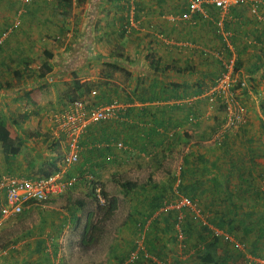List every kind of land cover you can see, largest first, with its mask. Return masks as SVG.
Returning <instances> with one entry per match:
<instances>
[{
    "label": "crops",
    "instance_id": "obj_1",
    "mask_svg": "<svg viewBox=\"0 0 264 264\" xmlns=\"http://www.w3.org/2000/svg\"><path fill=\"white\" fill-rule=\"evenodd\" d=\"M189 2L72 0L68 8L62 0H0V37L11 29L0 44V83H12L0 88V118L18 137L8 150L0 142V178L64 168L67 135L56 114L77 98L76 81L91 85L84 94L89 107L116 98L124 105L118 118L85 128L80 160L67 168V176H83L74 187L0 217V264H126L139 235L155 264H202L203 228L210 241L218 239L211 249L216 261L240 264L242 236L253 254L254 238L264 230V0L226 11L205 2L183 19ZM46 52L53 53V70L40 79ZM232 57L233 94L245 122L224 130L226 106L206 93ZM94 186L116 197L118 208L98 242L83 250L88 216L97 213ZM185 196L200 214L164 208ZM5 204L0 189V215Z\"/></svg>",
    "mask_w": 264,
    "mask_h": 264
},
{
    "label": "built area",
    "instance_id": "obj_2",
    "mask_svg": "<svg viewBox=\"0 0 264 264\" xmlns=\"http://www.w3.org/2000/svg\"><path fill=\"white\" fill-rule=\"evenodd\" d=\"M34 0H24L32 3ZM205 2H211L216 7L226 11L233 4H241L246 0H190L188 10L183 13V19H191L195 14L203 9ZM255 12L258 5H255ZM11 29L6 30L0 37V44L10 34ZM236 60L226 58L224 61V72L217 83L206 93L210 101L222 102L226 106L227 121L223 126L224 130L239 126L245 122L244 108L238 103L233 94V88L238 86V78L235 71ZM245 85V83H242ZM124 111V105L119 99H114L111 103L101 107H89L84 100H74L69 103L66 110L56 114L59 127L66 133V143L68 152L65 156L64 168L48 176L30 178L25 176L5 174L0 178V189L6 192V204L1 209V219L5 220L23 213L32 204L40 205L49 200L52 196L62 193L74 187L83 176L74 175L68 177L67 168L77 163L81 157L82 144L81 137L85 128L93 122L118 118ZM193 119V117L191 118ZM119 147H124L122 142H118ZM90 182L93 180L91 174L84 175ZM96 195L101 204L105 199L101 195L100 189H96ZM183 207L192 208L197 214L201 209L192 198L185 196L172 204L164 206L165 209ZM219 231V230H217ZM228 240H233L230 235L220 230ZM178 241L184 245L186 237L182 231L178 234ZM239 247L243 250L244 258L240 264H264V256H256L246 252L245 244L239 242ZM157 259L148 248L144 235H139L134 241V249L126 260V264H155Z\"/></svg>",
    "mask_w": 264,
    "mask_h": 264
},
{
    "label": "trees",
    "instance_id": "obj_3",
    "mask_svg": "<svg viewBox=\"0 0 264 264\" xmlns=\"http://www.w3.org/2000/svg\"><path fill=\"white\" fill-rule=\"evenodd\" d=\"M62 2L68 8L72 6V0H62ZM125 26H129V21L127 20V18L123 19L122 24H121V31L123 35L127 34L126 33L127 28H125ZM45 56L47 58V61L42 63L39 69L40 79H43L48 73H50L53 70V67L49 63V61L53 59V53L46 52ZM108 65H110L115 70L120 68L118 64L109 63ZM126 75L129 76L130 72H126ZM20 83H21V78L19 81L16 82V84H20ZM11 86H12V83H5V85L0 83V88L11 87ZM90 88H91V85L88 82L81 83L80 81H76L75 89L79 91V94L75 100H84L85 102H87L84 99L85 97L84 94L89 93ZM17 139L18 137L16 133L14 132L12 127L8 124V122L5 120V118H0V142L4 145L5 150H8L9 148L14 147ZM96 189L97 187L94 186L93 194L95 195V199L97 202V213L93 211V212H90L88 216V220H87L86 226L84 227V230L81 235V240H80V246L83 250L89 249L90 247L94 246L98 242L104 230L105 223L108 220H110V218H112V216L114 215L115 211L118 208V199L114 196L109 195V193L103 189H100V192L103 198L105 199V202L101 204L97 198ZM210 223H212V225H215L219 228L223 227L219 225V223H217L216 221H213L212 219L210 220ZM229 223H230V226H232L231 225L232 222H229ZM228 231L230 232L229 228H228ZM202 232L206 234L204 237L201 236V241H204L206 243V248L197 254L198 260L202 264H225L228 261V258H224L222 261H216L215 257L211 253V249L215 245H217L218 239H214L210 241V237L212 235H211V231L209 230V228H203ZM238 239L242 243L246 242L245 236L244 237L242 236L241 238H238ZM261 244L262 246H264V230H261L260 234H258V236L254 238L253 247H252L254 251L253 252L254 255H261L257 253L259 251L258 249L260 248ZM141 263L143 262H140L138 264H141Z\"/></svg>",
    "mask_w": 264,
    "mask_h": 264
},
{
    "label": "rangeland",
    "instance_id": "obj_4",
    "mask_svg": "<svg viewBox=\"0 0 264 264\" xmlns=\"http://www.w3.org/2000/svg\"><path fill=\"white\" fill-rule=\"evenodd\" d=\"M220 103V105H224L222 102H219ZM114 222V221H113ZM108 227V226H107ZM104 238V237H103ZM262 245V244H261ZM262 250H264V246H263V249ZM261 254H264V251H261L260 252Z\"/></svg>",
    "mask_w": 264,
    "mask_h": 264
}]
</instances>
